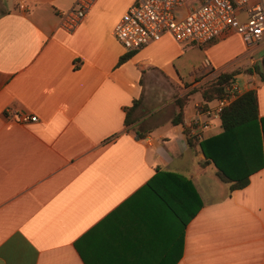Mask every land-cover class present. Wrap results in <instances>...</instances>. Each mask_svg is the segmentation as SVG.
Here are the masks:
<instances>
[{
  "label": "crops",
  "instance_id": "1",
  "mask_svg": "<svg viewBox=\"0 0 264 264\" xmlns=\"http://www.w3.org/2000/svg\"><path fill=\"white\" fill-rule=\"evenodd\" d=\"M75 2L0 0V264H264V40L249 53L233 31L203 46L164 34L127 51L113 29L135 0H98L67 32L60 13ZM204 60L256 91L258 170L239 190L200 145L223 132L220 116L190 136L215 101Z\"/></svg>",
  "mask_w": 264,
  "mask_h": 264
},
{
  "label": "built area",
  "instance_id": "2",
  "mask_svg": "<svg viewBox=\"0 0 264 264\" xmlns=\"http://www.w3.org/2000/svg\"><path fill=\"white\" fill-rule=\"evenodd\" d=\"M98 0H76L75 5L60 13V26L75 31ZM185 0H135L113 29L114 37L127 51H133L169 34L178 43L203 46L233 31L243 40L249 53L264 40V0H196V4L182 17L179 11ZM221 73L212 71L210 62L203 61L199 79L216 80ZM241 92L234 79L224 88V95L213 105L198 106V113L190 122V136L202 138L206 121L201 115L220 116L224 109L238 99ZM14 120L26 124L37 121L36 116L15 114Z\"/></svg>",
  "mask_w": 264,
  "mask_h": 264
},
{
  "label": "trees",
  "instance_id": "3",
  "mask_svg": "<svg viewBox=\"0 0 264 264\" xmlns=\"http://www.w3.org/2000/svg\"><path fill=\"white\" fill-rule=\"evenodd\" d=\"M128 55H123L119 59V63L126 60ZM256 72L264 81V74L259 72L256 67ZM235 73H221L218 78L204 86L201 90L202 97L205 101L220 98L224 95V88L233 79ZM184 99H178L177 104L181 107ZM137 101L133 102V106L127 112L125 124L130 123V116L137 106ZM257 95L255 90H249L241 94L236 101L223 110L220 115L221 126L223 132L206 141L201 142V148L208 160H211L217 168V176L224 183L229 184L231 191L239 190L248 185L249 176L257 171V168L249 166V159L259 152L261 147V138L258 128L257 116ZM181 112L172 120L174 124L181 123ZM137 137L141 135L137 133ZM245 140V141H244ZM190 145L192 142L187 140ZM247 143V146L253 150L249 153L241 151V142ZM198 201V196L195 194ZM201 204H199L200 206ZM198 211V207L194 209L192 215L187 220L191 219ZM187 223V221H186Z\"/></svg>",
  "mask_w": 264,
  "mask_h": 264
},
{
  "label": "rangeland",
  "instance_id": "4",
  "mask_svg": "<svg viewBox=\"0 0 264 264\" xmlns=\"http://www.w3.org/2000/svg\"><path fill=\"white\" fill-rule=\"evenodd\" d=\"M196 4V0H185L183 10L189 9ZM264 56L263 49H259L254 53V57L256 58H262Z\"/></svg>",
  "mask_w": 264,
  "mask_h": 264
},
{
  "label": "water",
  "instance_id": "5",
  "mask_svg": "<svg viewBox=\"0 0 264 264\" xmlns=\"http://www.w3.org/2000/svg\"><path fill=\"white\" fill-rule=\"evenodd\" d=\"M257 65H258V68H259V72L261 74H264V56L259 60Z\"/></svg>",
  "mask_w": 264,
  "mask_h": 264
}]
</instances>
